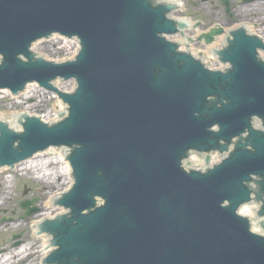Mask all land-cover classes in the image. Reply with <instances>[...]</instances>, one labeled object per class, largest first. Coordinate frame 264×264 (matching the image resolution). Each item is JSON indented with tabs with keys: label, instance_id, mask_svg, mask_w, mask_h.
I'll list each match as a JSON object with an SVG mask.
<instances>
[{
	"label": "water",
	"instance_id": "water-1",
	"mask_svg": "<svg viewBox=\"0 0 264 264\" xmlns=\"http://www.w3.org/2000/svg\"><path fill=\"white\" fill-rule=\"evenodd\" d=\"M176 1V17L194 13L193 0ZM167 10L153 0H0V90L15 95L35 82L68 105L67 117L46 124L63 109L55 94L34 84L21 95L0 91V165L12 166L0 167V264L38 263L47 244L38 221L64 211L51 202L71 184L70 167L72 189L57 201L70 211L39 228L56 246L43 264H264V236L249 230L252 207L237 213L252 193L264 194V178L249 185L264 177V128L251 126L254 116L264 126L255 51L264 44L237 34L222 52L231 67L211 71L163 35L176 31ZM55 32L80 39L74 60L75 39L31 45ZM180 41L211 58L214 44ZM57 77L78 86L61 92ZM59 81L61 90L75 85ZM245 132L220 164L185 171L189 149L225 151ZM50 146L70 148V167ZM25 199H36L39 213Z\"/></svg>",
	"mask_w": 264,
	"mask_h": 264
},
{
	"label": "flooded vegetation",
	"instance_id": "flooded-vegetation-1",
	"mask_svg": "<svg viewBox=\"0 0 264 264\" xmlns=\"http://www.w3.org/2000/svg\"><path fill=\"white\" fill-rule=\"evenodd\" d=\"M192 3L194 13H187L186 18H194L196 40L202 47L206 46L203 34L210 28L222 29L215 33L213 49L226 46L230 31L240 25L264 35V0H193ZM259 56L264 57V53Z\"/></svg>",
	"mask_w": 264,
	"mask_h": 264
}]
</instances>
